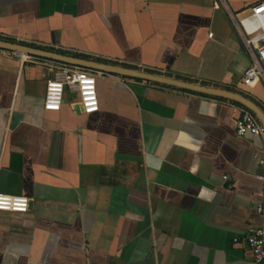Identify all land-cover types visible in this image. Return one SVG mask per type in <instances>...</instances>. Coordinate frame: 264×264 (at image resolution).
Returning <instances> with one entry per match:
<instances>
[{"label": "crops", "instance_id": "0c3cea01", "mask_svg": "<svg viewBox=\"0 0 264 264\" xmlns=\"http://www.w3.org/2000/svg\"><path fill=\"white\" fill-rule=\"evenodd\" d=\"M261 1L0 0V39L234 91L264 111L228 14ZM57 62L0 49V193L29 200L0 210V264H255L264 136L237 134L245 107L91 68L48 105Z\"/></svg>", "mask_w": 264, "mask_h": 264}, {"label": "built area", "instance_id": "2783aa9c", "mask_svg": "<svg viewBox=\"0 0 264 264\" xmlns=\"http://www.w3.org/2000/svg\"><path fill=\"white\" fill-rule=\"evenodd\" d=\"M230 19L236 28L251 63L243 75V83L251 85L255 81H264V1L257 2L247 8L242 14L236 15L228 11ZM23 61L37 60V56L14 51ZM56 73L47 81L45 102L48 105H60L66 88L75 91L81 83V76L86 68L62 62H57ZM236 132L239 136L253 134L264 136V126L261 121L247 108H242L235 120ZM264 164V156L260 157ZM226 179L227 176H224ZM29 200L25 196L0 193V210L27 211ZM257 211L262 215V223L251 227L247 242L252 252L255 264H264V203L257 205Z\"/></svg>", "mask_w": 264, "mask_h": 264}, {"label": "water", "instance_id": "95a60500", "mask_svg": "<svg viewBox=\"0 0 264 264\" xmlns=\"http://www.w3.org/2000/svg\"><path fill=\"white\" fill-rule=\"evenodd\" d=\"M0 49L17 51L20 53H27L33 56L47 58L54 61L81 66L85 68H91L94 70L106 72V73H114L123 76H129L133 78L144 79L147 81H153L169 86H174L190 91H195L207 95H212L220 98L229 99L239 103L240 105L244 106L248 110H250L262 123L264 126V111L251 99L248 97L239 94L234 91L225 90L216 87H210L201 85L198 83H194L191 81H185L181 79L171 78L164 75H159L151 72L141 71L137 69L127 68L123 66H117L109 63H103L99 61L84 59L80 57H75L71 55H66L63 53H58L55 51H49L45 49H40L28 45H24L21 43L10 42L7 40L0 39ZM79 109V108H77Z\"/></svg>", "mask_w": 264, "mask_h": 264}, {"label": "trees", "instance_id": "16d2710c", "mask_svg": "<svg viewBox=\"0 0 264 264\" xmlns=\"http://www.w3.org/2000/svg\"><path fill=\"white\" fill-rule=\"evenodd\" d=\"M235 103H237V102H235ZM237 104H239V103H237Z\"/></svg>", "mask_w": 264, "mask_h": 264}]
</instances>
